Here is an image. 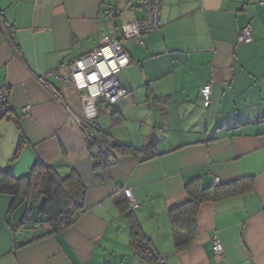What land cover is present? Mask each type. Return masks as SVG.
Returning <instances> with one entry per match:
<instances>
[{
  "label": "crops",
  "instance_id": "0c3cea01",
  "mask_svg": "<svg viewBox=\"0 0 264 264\" xmlns=\"http://www.w3.org/2000/svg\"><path fill=\"white\" fill-rule=\"evenodd\" d=\"M117 6L114 16L105 13ZM160 13L161 26L146 33L141 48L128 50L123 40L133 38H122L129 66L138 67L146 83L134 90L123 74L121 85L134 92L113 104L102 102L94 120L112 143L138 149L153 143L157 155L141 161L132 152H116L106 171L95 166L76 121L84 118L82 109L63 97L70 87L48 78L61 100L37 76L65 72L105 36L145 18V5L0 0V84L11 93L10 109L0 120V169L19 176L40 160L62 176L76 171L87 189L78 220L38 239L49 229L36 223L38 205L24 221L25 208L10 212L12 197L0 194V264H264V6L259 0H162ZM248 24L253 41L243 44L237 36ZM207 84L209 108L201 95ZM153 107L158 110L151 116ZM113 110L124 118L117 126ZM19 128L28 142L14 160ZM216 177L218 184L240 181L248 187L204 202L196 237L179 248L177 240L185 236L172 228L170 209L187 199L188 182L198 178L213 186ZM124 188L139 207L133 209ZM131 215L153 242L156 262L147 263L132 249ZM216 234L223 256L213 251Z\"/></svg>",
  "mask_w": 264,
  "mask_h": 264
},
{
  "label": "trees",
  "instance_id": "16d2710c",
  "mask_svg": "<svg viewBox=\"0 0 264 264\" xmlns=\"http://www.w3.org/2000/svg\"><path fill=\"white\" fill-rule=\"evenodd\" d=\"M102 102L108 103L106 100H102L99 106ZM94 120L87 121L82 128L87 138L88 150L97 168L107 171L111 164L109 158L116 155V152L121 154L132 152L141 161L149 160L157 155L153 143H148L140 149L123 143H112L109 131L103 129ZM123 120L121 113L118 110H113V126L121 124ZM27 142L26 137L20 131L14 160L20 156ZM241 183L239 181L204 186L198 178L188 182L185 188L187 199L169 211L172 228L183 232L182 234L185 236L184 239L177 240L179 248H187L196 237L197 215L200 206L207 201L242 193L248 185L245 187L246 184ZM0 194H8L12 197L10 212L21 207L25 208L24 221L32 219L33 208L38 205L39 213L36 223H46L49 229L38 235L37 239L71 227L86 209L87 189L81 176L74 170L62 176L55 166L40 160H37L26 173L19 176H14L8 169H0ZM131 218H133L131 225L132 249L147 263L156 262L158 252L154 248L153 242L145 235L132 215Z\"/></svg>",
  "mask_w": 264,
  "mask_h": 264
},
{
  "label": "built area",
  "instance_id": "2783aa9c",
  "mask_svg": "<svg viewBox=\"0 0 264 264\" xmlns=\"http://www.w3.org/2000/svg\"><path fill=\"white\" fill-rule=\"evenodd\" d=\"M145 5L147 16L131 24H125L122 32L111 33L104 37L101 45L90 52L76 58L71 62L66 71L61 73L58 69L41 73L37 80L50 91L54 92L62 100L53 85L48 81L49 77H55L63 85L72 87L79 96L84 118L76 116V121L83 127L87 121L96 119L99 116V103L106 100L108 103H115L129 92L123 87L117 78V74L131 64L130 56L125 49L122 38H133L139 45L144 44L146 33L156 30L161 26L160 11L162 0H140ZM259 4L264 6V0H259ZM120 7L106 10V14L114 16L119 12ZM240 43H250L253 41L252 25L248 24L238 33ZM201 95L205 107H210L212 103L211 85L207 84L201 88ZM11 93L7 86L0 84V120L10 109ZM28 105L25 109L27 110ZM220 182L215 178V183ZM124 193L129 199L133 209L139 207L135 202L130 188H124ZM213 251L215 254L223 256L224 247L216 234L213 237Z\"/></svg>",
  "mask_w": 264,
  "mask_h": 264
},
{
  "label": "rangeland",
  "instance_id": "374dc122",
  "mask_svg": "<svg viewBox=\"0 0 264 264\" xmlns=\"http://www.w3.org/2000/svg\"><path fill=\"white\" fill-rule=\"evenodd\" d=\"M125 42V43H124ZM123 43L126 45V47H127V49L129 50L130 48L129 47H134V48H137V47H139V48H141L142 46L141 45H139L138 43L136 44L135 43V40L134 39H128V40H123ZM137 67V66H136ZM137 70H133V67L131 68V66H129V67H127L126 69H123V70H121L118 74H117V78H118V80L120 81V83H121V80H120V77L121 76H123V74H125L127 77H128V79L130 80V82H131V87H134L135 86V88H132V89H134V90H136L137 88H139V87H141L140 85H142V84H145L146 83V77L144 76V78L142 79L141 77H139L140 75L142 76V74H141V71L139 70V68L137 67L136 68ZM136 71V72H135ZM138 78V79H137ZM155 80V79H154ZM159 80H161V78L160 79H158V81ZM153 82H155V83H157V80H155V81H153ZM123 85V84H122ZM124 86V85H123ZM125 87V86H124ZM127 88V87H126ZM134 92V91H133ZM132 92V93H133ZM131 93V91L129 90V92H128V94L127 95H131L132 94ZM126 95V96H127ZM125 96V97H126ZM63 97H64V99H65V101L67 102V103H69V104H73V107H75V108H77L78 107V109H82V105H81V102H80V99H79V96H78V94L76 93V91L72 88V87H70L66 92H64V94H63ZM128 97V96H127ZM126 97V98H127ZM167 102V101H166ZM156 110H158V109H156V108H151L150 110H149V114H151V116H154V114L156 113ZM80 116L81 117H83L84 115H83V112L82 113H80ZM104 116V118H102L101 120H103V119H105L106 121H107V114L106 113H104V112H102V114H101V117H103ZM152 118V117H151ZM7 121H9L8 120V118H6L5 119V122L7 123ZM147 127V126H146ZM6 143H7V146L9 145V143H10V138H9V136H7L6 137ZM30 226H32V224L31 223H25V227L26 228H30Z\"/></svg>",
  "mask_w": 264,
  "mask_h": 264
}]
</instances>
